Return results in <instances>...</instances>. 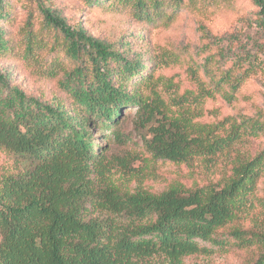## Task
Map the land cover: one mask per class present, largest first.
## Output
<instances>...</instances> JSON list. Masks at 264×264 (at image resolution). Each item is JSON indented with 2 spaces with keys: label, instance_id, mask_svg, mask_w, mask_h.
Segmentation results:
<instances>
[{
  "label": "trees",
  "instance_id": "16d2710c",
  "mask_svg": "<svg viewBox=\"0 0 264 264\" xmlns=\"http://www.w3.org/2000/svg\"><path fill=\"white\" fill-rule=\"evenodd\" d=\"M65 1L67 7L0 0V149L24 165L16 173L0 170V264H139L156 255L183 264L230 240L252 250L244 264H264V225L247 224L264 185V143L253 156L236 155L232 173L218 183L130 192L110 180L92 133L98 124L116 132L122 111L136 105V128L157 122L164 130L145 141L154 159L215 161L246 131L264 137V111L246 114L239 107L248 100L252 59L243 70L208 56L206 92L220 94L235 115L217 124L190 123L168 113L155 87L145 95L142 81H134L154 61L151 24L178 18L185 0ZM258 7L264 16V0ZM100 9L143 23L135 32H144L142 41L135 34L112 42L92 33L84 15ZM21 62L35 67L36 78L27 77L39 86L19 81Z\"/></svg>",
  "mask_w": 264,
  "mask_h": 264
},
{
  "label": "rangeland",
  "instance_id": "374dc122",
  "mask_svg": "<svg viewBox=\"0 0 264 264\" xmlns=\"http://www.w3.org/2000/svg\"><path fill=\"white\" fill-rule=\"evenodd\" d=\"M54 1L61 7L69 4L65 0ZM69 1L73 3V0ZM23 13L20 9V17ZM178 14L179 17L170 22L151 24L149 42L154 61H147L149 67L146 72L134 79L142 81L144 94H150L155 87L168 113L182 117L184 121L195 124L226 122L234 118L235 111L220 94H207L206 89L211 87L202 65L209 55L214 54L215 58L222 60L219 61L222 67L235 64L237 69L242 66L240 69L244 70L251 58L254 68L249 72L245 87L248 100L242 101L239 107L246 114L258 108L264 111V16L258 0H185V6ZM84 16L85 25L92 33L112 42L125 35L131 38L137 29L144 27L140 21L129 23L126 14L119 10L100 9ZM151 25L146 24L145 27ZM143 33L135 34L139 42ZM6 67L12 68V65ZM34 68L24 62L19 66V81L23 79L31 83L30 89L40 85L31 74ZM29 75L35 78L29 79ZM146 75L150 76L148 83H145L148 80ZM134 106L122 111L125 118L116 132L102 130L99 124L92 131L95 144L103 148L101 154L105 157L110 180L125 191L134 192L142 188L160 193L175 184L195 188L218 183L232 173L230 169L236 155L253 156L264 143V137H256L246 131L247 134L233 146L232 151L219 155L215 161L205 162L199 158L192 165H186L154 159L145 141L153 134L163 136L164 130L157 122L153 128L152 125L149 129L136 128L138 115ZM20 161L18 156L0 149L1 171L16 173L19 167L24 166ZM252 201L251 210L255 216L249 218L247 224L258 223L256 226L261 229L260 223L264 225L263 184ZM230 241L231 244L214 248L209 255L187 257L183 264H244L253 257L252 250L239 249ZM139 264L171 262L163 255H156Z\"/></svg>",
  "mask_w": 264,
  "mask_h": 264
}]
</instances>
